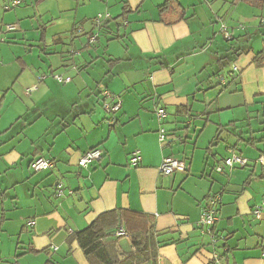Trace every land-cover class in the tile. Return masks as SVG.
Segmentation results:
<instances>
[{"label":"crops","instance_id":"crops-1","mask_svg":"<svg viewBox=\"0 0 264 264\" xmlns=\"http://www.w3.org/2000/svg\"><path fill=\"white\" fill-rule=\"evenodd\" d=\"M12 1L0 0V264H90L79 244L69 242L70 236L99 217L119 211L149 217L158 235H164L158 241L171 242L161 246L149 264H264V218L257 220L253 215L264 198V166L258 164L261 174L255 170L247 177L233 175L227 186L223 185L227 173L215 171L233 151L243 155L240 143L254 147L257 143L251 140L262 138L261 129H253L250 121L256 117L255 103L264 100V67L254 63L257 52L244 44L252 27L245 20L264 8L244 0H178L187 19L167 25L161 22L180 16L176 11L160 16L158 7L167 0H116L112 6L72 0L76 8L67 22L62 21L65 11L60 4L24 0L8 22L5 12L10 11L4 7ZM84 6L89 9L81 13ZM125 8V27L130 33L121 36L118 29L117 37L131 41L132 48L123 58L109 60V71L104 73L111 76L109 90L122 101L110 126L105 124L104 110L95 113L92 109L95 90L91 84L80 74L72 86L70 72L90 69L91 59L79 64L74 59L68 66L62 55L68 53L66 48L76 46L77 39L91 37L94 25L86 27L83 21L109 9L121 16ZM259 17L255 33L264 29V16ZM226 22L237 46L226 48L218 42V29ZM211 23L218 30L213 29L212 37L205 35ZM6 24H15L17 29L5 32ZM109 25L106 28L114 34ZM239 49L246 51L234 53ZM47 52L59 53L61 61L47 71L36 68L32 55L41 62L42 57H50ZM232 63L240 75H231ZM225 70L230 80L221 86L217 76ZM55 72L71 77V82L47 84L46 75ZM42 75L46 79L41 80ZM234 85L243 99L222 94ZM31 88L34 91L26 94ZM74 90L79 99L84 92L82 102L72 94ZM53 103L72 106L74 115L61 129L58 116L49 110ZM160 109L167 112L162 124L156 115ZM243 122L250 133L241 136L237 131ZM71 127L83 132L82 140L75 135L60 150L57 137L68 134ZM163 128L168 134L166 143L159 139ZM49 131H54L52 138L47 137ZM223 137L225 147H215ZM48 142L52 144L49 151ZM94 148L103 150L102 160L80 168L83 154ZM135 150L142 156L136 168L129 163ZM259 151L261 157L263 148ZM41 156L51 160L53 167L36 173L31 164ZM168 157L184 162L187 172L162 175L159 169ZM72 171L77 172L76 180L64 183ZM59 184L64 190L60 198L56 195ZM219 193L218 222L212 235L203 234L198 226L201 210L210 196ZM130 238H119L123 253L132 249Z\"/></svg>","mask_w":264,"mask_h":264},{"label":"rangeland","instance_id":"rangeland-1","mask_svg":"<svg viewBox=\"0 0 264 264\" xmlns=\"http://www.w3.org/2000/svg\"><path fill=\"white\" fill-rule=\"evenodd\" d=\"M50 2H53L54 6H57L58 4H60L61 6H58V7L63 8V10L65 11L62 21H67L70 17L72 18L74 16L73 15L74 14V9L76 8L75 1H72V0H59V1L51 0ZM102 2H104V3L108 4V5H111V6L115 5L117 3L116 0H111V1L110 0H94L93 4L98 5V4H102ZM88 9H89L88 6L81 7L80 12L83 13V12H85ZM14 12H15V10H12L10 12H5V20L9 22L10 16L13 15ZM103 12H104L103 14L110 13V15L111 16L113 15V16L107 22L104 21L102 23L100 29H98V34L100 35V37L98 39L99 41L97 40V42L94 45H90L89 44V39L81 37L80 39H77L76 46L72 47L69 44V37H67L66 38V40H67L66 44L68 43L70 48H66L65 51L68 50V53L65 52V54L62 55L63 60H64V64L68 65V66H72L73 65L74 59L77 60L78 64L80 63V61L82 63L84 60L90 61V59H91L90 63L91 62L94 63V60H96L95 64L91 63V66H90L91 68L90 69L84 70V69L78 68V71L70 72L71 75L74 77V82L72 83V86H75L74 83H76L78 81V77L81 74L83 76V78L87 81V83L91 84L92 88H94L95 95L91 97V101H92V104H93L92 109L94 110L95 113H96V111L104 110V109L101 108L102 107V102H103L102 91L103 90L110 91V92L112 91V90H109V88H108L109 86L107 85V83L109 82V78H111V76L109 74L104 75L105 72L107 73V71H109V67H108L107 62L109 60H111V59H121V58H123L124 55L128 54L127 52H129V47L132 48L131 41H129L128 39H125V38L121 39V38L117 37L118 36L117 34H119L118 33V29H121V32H120L121 36H123V33H125V32L126 33H130L129 32L130 30L127 31V27H125V25L127 23L126 22H122L121 20H116L120 15L119 14H115V12H113L110 9L107 10V11H103ZM84 15H82V16H84ZM258 15L259 16H264V12L256 11V16H254V17L253 16L252 17L249 16V17H247L248 20H245V22L249 21L250 23H252V24H250V23L248 24V26L252 25V27L251 26L249 27V39L245 41V42L248 41V43H245L244 47H248V45H249V47H251L255 52H259L260 50H262L263 49V45H264V33L262 32L263 34L262 33L259 34L258 30H257L256 33L254 32V30L257 28L256 27L257 25H255V23H257L258 20L260 19V17ZM92 20L93 19L87 20V21H83V23L86 24V27H88V25H90L91 28H92L93 27L92 26L93 25L92 24ZM67 22L65 24H67ZM104 23L110 24L109 26H110V28H112V30H114V34H110V31H109L108 28H106V27L102 28ZM227 23L228 22H226L225 24H221L220 25V27L218 29L219 32H220V28H221L222 25H226L229 28V26H228L229 23L228 24ZM118 24H121V27L120 26L118 27ZM7 25L8 24H6L5 26H7ZM230 25H234L233 22ZM5 26L3 27L4 30H5ZM111 26H113V27H111ZM34 28H35V30L37 32H39V29H37L35 26H34ZM214 28L216 29V33H218L217 26L211 23L205 29V35H211V37H212ZM229 30H230V28H229ZM230 32H231V30H230ZM82 34L83 33L79 32L78 36H81ZM220 34H221V37L218 38V42H220V44H222L223 47L229 48V47L238 45L237 43H234V42H229V43L226 42L224 40V35L221 32H220ZM34 36H35V33L32 32L31 40L34 39ZM27 43L35 45L34 42H32V43L31 42H27ZM23 44H25V43H23ZM53 53H55V52H51V53L47 52L46 54H49L50 57L48 59L42 57V61L41 62H39L38 56L32 55L31 60H32L33 65L36 68L41 67V69L44 70V71H47L49 69V67L52 66V65L56 66L57 62L61 61V55L59 53H57V54H53ZM43 63H47V64L46 65H41ZM233 64L234 63H232L231 66H230V71H231V67H232ZM130 68H132V67H130ZM137 68L138 67L136 66L134 69H137ZM56 73L57 72H55L54 74H56ZM219 75H224L227 78L228 82H229L230 78H229L228 71L225 70V72H223V74L221 73ZM46 76L48 77L47 78V80H48L47 84L50 83V82H56V85H58V86H61V85L66 86V84L59 83L58 81H56L54 79L53 75H48L47 74ZM46 76L42 75L41 77H45V79H46ZM51 80H53V81H51ZM90 80H91V83H90ZM101 83H102V85H100ZM102 87H104V89H102ZM236 87H238V86L234 85L233 87H229L228 89L223 91L222 94L232 93V95L235 96V98H237L238 100L241 99V98L243 99L242 94H237L236 93ZM98 90H101L100 94L97 93ZM59 92L60 91H58V93ZM240 92H242V88H240ZM53 94H55V93H53ZM72 94L75 96L76 99H78L80 102H82L81 100L83 99L84 92L81 93V99H79L76 90H74V92ZM226 96H229V95H226ZM63 97L64 96H62V98ZM257 99H259V98H257ZM261 99H264V98H261ZM262 103H263V107L260 106ZM255 104H256V110H255L256 117H255V119L250 121L251 124H252L251 126L253 127V129L254 128L258 129L259 128V129L262 130L264 128V125L263 124L260 125V123L264 121V100L259 101V102L255 103ZM64 105H63V103H57V104L53 103L49 107V110H51V113L54 116H58V118H57L58 119V121H57L58 129H61V125L62 124H66L74 115L73 112H72V106L68 107L67 105H65V106ZM94 106H95V108H94ZM75 108H77V107L75 106ZM75 113L79 115L80 111L76 110ZM100 116H101V114L95 116V118L97 119ZM104 116H106L107 119H109L111 117V115L106 114V113H104ZM58 123H61V124L59 125ZM105 124L107 125V121L106 120H105ZM238 128L239 129H238L237 132H239V135H241V136L244 133H250L249 132V127H247V124L245 122H243L240 126H238ZM231 132L235 133L236 130H231ZM80 133L83 134V132H81L78 128L71 127L68 134L64 133L63 135L61 134V136L57 137V143L59 144V149L63 150L64 147L70 141H73V139H75V137H76L75 135H78L77 139H81L82 140V138H81L82 135H80ZM53 135H54V131H49V133L47 134V137L52 138ZM259 137H260V135H259ZM224 141H225V138L223 137L222 140H221V143L219 142L218 144H215V147H217L218 145H222L221 147H225L223 145V143H222ZM51 146H52V144L48 142V151L51 149ZM261 147L263 148V151H264V145L261 144V143H257L256 145H254V147L247 146L244 143H240V151L243 153V155L240 152H239V154H241L244 158H246L249 161V167H247L246 170H242L241 168L234 169L231 174H227V176H224V182L225 183L223 185L227 186L228 179L231 181L232 178H233V175H242V176L244 175V176L247 177L250 173H253V171H255V170H256V172L258 174H261L262 168H261L260 165L257 164V161L260 159V157H259V155H260L259 149H261ZM224 150H225V148H223V151ZM221 155L226 156L223 153H221ZM212 165H213V163H211V167H209V171H211V169L213 167ZM76 173H77L76 171L75 172L72 171L70 174L66 175V178H63L64 183H67V180H71V179L76 180ZM51 176L52 175H49L48 177H51ZM209 183H210V181H209ZM221 187H222V185H221ZM214 195H217V194H214Z\"/></svg>","mask_w":264,"mask_h":264},{"label":"trees","instance_id":"trees-1","mask_svg":"<svg viewBox=\"0 0 264 264\" xmlns=\"http://www.w3.org/2000/svg\"><path fill=\"white\" fill-rule=\"evenodd\" d=\"M21 1L22 3L24 2V0ZM244 1L256 8H264V0ZM126 11L127 9L125 8V13L119 16L116 20H121L122 22H125L126 14H128V12ZM158 11L161 17H167L171 13L174 14L175 11L180 12V16L174 19L172 22H161L167 25H173L175 23L187 19L186 12L179 5L178 0H167L165 4L158 7ZM107 14L110 15V13ZM107 14L100 13L98 15L106 16ZM95 18H93L92 20V23L94 25V32L91 33V36L98 34V29H100L101 27L95 25ZM111 18L112 16L110 15V18L104 19V21L107 22ZM106 26L107 23H104L102 28H105ZM119 26L120 24H118V27ZM78 28L82 30L81 27ZM262 32L264 33V29H261L259 31V34H261ZM99 36L100 35L98 34L97 40L99 39ZM244 51L246 50L239 49L238 51H234V53L239 54L244 53ZM254 61V63L258 66L264 67V45L263 49L257 52ZM119 62V60L114 61V64H117ZM261 124L264 125V121L261 122L260 125ZM260 132L262 133L261 140L251 141L264 145V128L260 130ZM251 141H249L248 143H251ZM262 156H264V151ZM121 226H124L131 236L130 239L132 249L128 253H123L122 251H120V240L119 238H115L114 236L116 229ZM162 236L164 235H158L155 230L154 221L149 217L141 213H134L131 211H119L116 214H107L99 217L86 229L70 236L69 242L71 243L75 241L79 244L80 248L82 249L85 257L87 258L90 264H149L158 257V249L161 246H166L171 243L169 241H158V239Z\"/></svg>","mask_w":264,"mask_h":264},{"label":"built area","instance_id":"built-area-1","mask_svg":"<svg viewBox=\"0 0 264 264\" xmlns=\"http://www.w3.org/2000/svg\"><path fill=\"white\" fill-rule=\"evenodd\" d=\"M21 0H13L10 4L6 5L4 7L5 11H11L16 8H18L21 5ZM110 18V15L107 14L106 16L98 15L94 19V23L96 26H101L104 19ZM264 22V21H263ZM17 29V26L15 24L7 25L5 26V32H12ZM220 32L224 35V39L226 42H232L233 41V35L232 32H230L229 28L226 25H222L220 28ZM98 34H95L90 37L89 44L94 45L97 42ZM231 75H240L239 68L236 65H232L231 67ZM54 79L58 81L59 83H70L71 78L65 77L61 74H54ZM45 77H41V80H44ZM217 79L219 81V84L221 86H226L227 79L224 75H218ZM35 88L28 89L26 91V94H30L32 91H34ZM102 98H103V109L104 111L111 115L110 119H108L107 123L108 125H113L116 120L117 113L120 112L122 108V101L119 96L116 94L111 93L110 91L103 90L102 91ZM158 121L162 124L167 118V112L165 109H160L156 112ZM159 139L161 143H166L168 141V134L166 129H161L159 131ZM104 155L103 150L100 148H95L87 151L83 156L81 157L79 161V167L80 168H87L91 163L98 162L102 160ZM129 163L132 167H139L142 163V156L141 152L139 150H135L131 156ZM257 164L264 166V156H261L260 159L257 161ZM249 166V161L244 158L241 154L237 152H233L232 155L228 158H226L222 164H219L215 171L219 174H231L234 169L236 168H247ZM53 163L51 160L41 156L36 158L32 164L31 169L36 173L46 172L50 169H52ZM160 173L164 176H172L175 173H186L187 172V166L184 162H182L179 159L168 157L163 160L161 166H160ZM57 197H63L64 196V190L63 185L59 184L56 192ZM222 204V196L220 194L210 196L203 206L201 210V217L199 221V228L203 234H213V229L218 222V214L220 210V206ZM253 215L257 220H261L264 218V198L261 200L260 204H258L254 210ZM116 238H130L129 233L127 230L123 227L119 228L115 233ZM214 238V237H213ZM215 240V239H214Z\"/></svg>","mask_w":264,"mask_h":264}]
</instances>
